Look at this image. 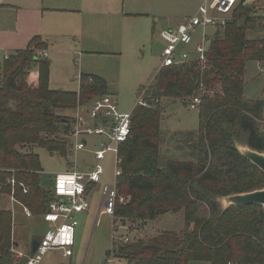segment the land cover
I'll use <instances>...</instances> for the list:
<instances>
[{
  "label": "trees",
  "instance_id": "16d2710c",
  "mask_svg": "<svg viewBox=\"0 0 264 264\" xmlns=\"http://www.w3.org/2000/svg\"><path fill=\"white\" fill-rule=\"evenodd\" d=\"M249 1L254 0H237L224 27L206 32L202 65L188 61L160 69L147 87L137 89L136 100L142 104L134 107L130 136L118 147L117 193L127 200L116 204L113 221L140 229L147 221L182 212L183 229L116 246L107 255L126 264H264L261 206L223 209L219 203L264 189V174L237 150L243 144L264 153L258 123L264 118V100L244 95L246 65L264 64V18L249 10ZM251 33L256 37L250 39ZM47 46L34 36L0 66V195H12L16 206L41 220L53 199V183L42 184L33 150L57 155L71 169L73 117L67 113L110 96L105 80L97 76L81 75L78 92L51 89L50 61L38 53ZM193 99L199 100L198 130L182 138L190 159L162 156L159 148L169 135L161 127L165 102L186 108ZM8 179L15 181L14 187ZM14 226L11 211L0 210V264H26L32 254L19 258L14 252Z\"/></svg>",
  "mask_w": 264,
  "mask_h": 264
},
{
  "label": "rangeland",
  "instance_id": "374dc122",
  "mask_svg": "<svg viewBox=\"0 0 264 264\" xmlns=\"http://www.w3.org/2000/svg\"><path fill=\"white\" fill-rule=\"evenodd\" d=\"M4 1H8L11 3L10 5L14 6V9L22 12L40 9L45 4L53 5L62 2L68 6L78 7L83 10V14H88L87 18L91 22V32L89 31L91 36L81 27L77 30L76 35L69 36L74 31L73 29L76 31V23L72 21L74 22L72 27L67 28L68 21L71 22V20L62 19L66 17H58L53 21L58 27L55 37L49 40V50L51 51L49 53L51 62L49 87L54 90L78 92L80 83L76 79L77 74L102 77L107 84V92L114 96L115 102L117 100L118 111L125 114L131 113L136 106L137 89L147 87L159 70L162 61L160 52L164 43L165 45L167 43L159 41L160 32L165 31L166 28L172 29L183 22L185 18L193 16L198 5V0ZM248 6L256 17L264 18V0L249 1ZM5 23L3 24L6 27L4 31L10 30L13 24ZM0 30L2 29L0 28ZM200 30L196 32L194 39L197 40L200 37ZM167 31L163 35L164 40L167 39ZM207 33H211V30L208 29ZM93 34L96 38H93ZM262 34L263 32L259 36ZM255 37V34H249L250 39ZM4 39H6L5 42L15 43L18 41L17 38L10 36H6ZM44 52L47 53V51ZM75 52L80 55L77 57L74 55ZM9 53L6 49L0 51V66ZM244 79L245 97L250 100H264V64L249 62L246 65ZM165 107V118L161 127L169 135L160 145V154L167 158L177 157L179 160L188 161L192 153L184 151L183 143L185 141L182 138L186 133L197 132L198 110H191L190 107L185 108L180 102L174 101L165 102ZM75 113L76 110L67 113V115L74 117ZM173 134H177L178 137L174 139L175 135ZM92 138L94 137H89L88 142ZM190 144L193 143H187L188 148ZM177 148H180L182 152ZM238 149L242 152L246 150V147L240 144ZM33 151L39 157L42 184L46 187L52 183L54 185L61 174L67 170L66 162L57 155H49L44 149L35 148ZM90 161L89 156H85L83 153H75L69 159L70 163H76V170H82L85 163H90ZM102 166L105 175L100 184L111 186L114 169L112 154L106 156ZM0 196V207L12 210L13 224L15 225L12 241L14 244H19L17 248L21 247V252L27 253L26 249L31 246V240L39 237L42 229L36 227L31 219L24 222L25 211L20 206H16L17 204L13 208V204L7 199L8 196ZM100 200L99 194H90L89 211L77 219L73 257L70 260H63L58 252L49 253L43 257L41 264H110V260H112V264H126L125 261L118 260L111 254L106 255V252L116 246H124L123 244L126 245L162 231L179 232L183 229V214L180 212L147 221L141 225L140 229L142 230L130 226L127 230H121L120 221H113L112 216L100 213ZM112 226L116 230H120L114 232ZM120 235L126 236L124 238H127L128 242L123 243Z\"/></svg>",
  "mask_w": 264,
  "mask_h": 264
},
{
  "label": "built area",
  "instance_id": "2783aa9c",
  "mask_svg": "<svg viewBox=\"0 0 264 264\" xmlns=\"http://www.w3.org/2000/svg\"><path fill=\"white\" fill-rule=\"evenodd\" d=\"M198 1L196 13L185 18L171 34H167V43L161 52L160 69L179 67L188 61H196L202 65L206 61L208 36L206 32L201 31L200 41L194 46L193 51H189L188 47L194 43L196 32L199 29L224 27L227 22L226 16L231 12L237 0ZM40 55L43 58L47 57L44 51ZM76 79L80 83L81 76L78 75ZM139 104L142 103L137 101L136 105ZM198 104L199 100L193 99L190 109H196ZM131 113H120L111 96L95 98L84 108L77 107L70 130V140L74 153H78L86 150L89 137L98 138L97 146L91 151L92 165L84 170H76L75 163L55 182L52 192L53 199L49 204L48 212L42 216V221L49 224L50 228L40 237L37 249L27 258L26 264H40L44 255L49 251H60L64 258L72 256L78 226L76 216L89 210L91 190L101 182L105 173L102 163L108 154L113 155V183L111 186L101 185L100 187L101 212L113 217L116 204L126 202L127 198L120 197L117 193L116 179L121 174L118 147L130 136ZM258 123L264 134V118ZM6 182L11 187L15 185L12 179ZM7 196L11 202L15 203L12 195ZM23 210L27 218L32 217L27 209L23 208ZM112 227L115 231L114 226ZM121 241L127 243L128 239L121 238ZM17 256L23 257L22 255ZM109 262L111 263L112 260Z\"/></svg>",
  "mask_w": 264,
  "mask_h": 264
},
{
  "label": "crops",
  "instance_id": "0c3cea01",
  "mask_svg": "<svg viewBox=\"0 0 264 264\" xmlns=\"http://www.w3.org/2000/svg\"><path fill=\"white\" fill-rule=\"evenodd\" d=\"M197 3L199 5V1ZM10 4L11 3H8V1L0 0V22H1L0 28L2 29V30H0V51L6 49L8 52L11 53V52H13L15 50L23 49V48H25L27 46L28 42L34 36H40L42 38V40L45 41L47 43V45H48L46 51H47V59L49 60V53L51 52L49 50L50 49L49 48V40L53 39L55 37V33H56L58 25H55L53 23V21L55 19H57L58 17H66V18H62L64 20L66 19V21L71 20V22L68 21V27L67 28L72 27V24L74 22L76 23V25H75L76 26V31H75V29H73L74 31H72V33H70L69 36L73 37L74 35H76L77 32H78L77 30L80 27L85 32H87L88 35H90V36L92 35V34H90V32H91L90 31L91 30L90 29L91 22L87 18L88 14H83V10L78 8V7L68 6L65 3L61 2V3H57V4H53V5L45 4L40 9L25 10L26 12L25 11L22 12V11H19L18 9L17 10L14 9V6H12ZM198 5H197L196 8H198ZM196 10L197 9H195V13H196ZM72 21H74V22H72ZM4 23L5 24H7V23L10 24L11 23V24H13V26L11 28L9 27L10 30L8 29V31H4V29H6V27L3 25ZM175 28L176 27H174L172 29L166 28L165 31L168 30L167 31L168 34H171V32H173L175 30ZM208 29L211 30L212 34L214 33L213 29H211V28H207L206 30H200V31L207 32ZM165 31L164 30L161 31L160 35L158 36V39H159L160 42H162V41H166L167 42V40L163 39V37H164L163 35L165 34ZM152 32H153V30H152ZM211 33H208V34L210 35ZM6 36H10L11 38L15 37V38H17L18 41L15 42V43L5 42L6 39H4V37H6ZM93 38H96L94 34H93ZM92 40H94V39H92ZM199 41H200V37L197 40L195 39L194 43L191 46L188 47L189 51L193 50L194 46ZM164 46H165V43L162 46V49L164 48ZM89 48L97 49L96 47H89ZM93 52H95V51H93ZM161 52H160V57H161ZM74 55H76L78 57L80 54L75 52ZM50 65H51V62H50ZM159 70H160V66H159ZM78 75L81 76L83 74H77V76ZM86 76H89V75H86ZM90 76H95V75H90ZM97 77H99V76H97ZM100 78H102V77H100ZM110 96L112 98H114L113 95H110ZM116 103H117V100H116ZM117 106H118V104H117ZM97 144H98V138L94 137V138H92V140L90 142H88V140H87V143H86L87 146H86V150L85 151L78 152V153L85 154V156H89V158L91 160L90 163H85L84 168L82 170H84V169H86V168H88V167H90L92 165L91 151L95 149ZM180 152H182V151H180ZM104 175L102 176V178L104 177ZM101 184L99 186H94V188L91 190L90 194L97 193V194L100 195V198H101V194H100ZM5 196L7 197V195H5ZM7 199H8V201H10L9 198H7ZM11 203L13 204V208H14L16 203H13V202H11ZM100 203H101V200H100ZM100 206H101V204L99 205V211H100V213H102ZM4 208L5 207H0V210H9V209H4ZM87 212L77 215L76 219H78L83 214H86ZM23 218H24L23 219L24 222H26V220L31 219L36 227H39V228L42 229V233L37 238H40L43 235V233L47 229L50 228V225L47 224V223H44L40 218H36V219H35V217L27 218L25 215H24ZM117 227L119 228V226H117ZM121 227H122V228H120L121 230H127V228H128V226H125V227L121 226ZM120 229H117V230L114 229L115 230L114 232H117ZM140 230H142V229H140ZM120 237L124 238L126 236L120 235ZM34 240H36V238H33L31 240V246H29L26 249L27 253L21 252L20 251V250H22L21 247L17 248V245L19 246V244H15L14 245V246H16L14 252L17 255L28 256L30 253H32L31 252V247H32V242ZM74 247H75V245H74ZM74 247H73V252H72V256L71 257L64 258L60 251H49V252H47L44 255V257L47 256V254H49V253L58 252L60 254V257L63 260H70L73 257V255H74ZM23 248H26V247H23ZM107 254H108V252H106V255ZM41 263H42V261H41ZM110 264H112V262Z\"/></svg>",
  "mask_w": 264,
  "mask_h": 264
},
{
  "label": "water",
  "instance_id": "95a60500",
  "mask_svg": "<svg viewBox=\"0 0 264 264\" xmlns=\"http://www.w3.org/2000/svg\"><path fill=\"white\" fill-rule=\"evenodd\" d=\"M189 148L193 149L194 144H190ZM237 150L243 158L253 164L264 174V153H258L249 149L248 147H246V150L241 152L237 146ZM219 203L221 204L223 209L229 206L247 207L252 205H258L261 206L264 213V189L245 194L233 195L227 198H222L219 200ZM37 247L38 241L34 240L32 242L31 252L34 253Z\"/></svg>",
  "mask_w": 264,
  "mask_h": 264
}]
</instances>
